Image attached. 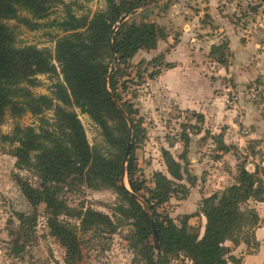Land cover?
Here are the masks:
<instances>
[{
	"label": "rangeland",
	"instance_id": "obj_1",
	"mask_svg": "<svg viewBox=\"0 0 264 264\" xmlns=\"http://www.w3.org/2000/svg\"><path fill=\"white\" fill-rule=\"evenodd\" d=\"M45 6L40 19L22 12L21 19L8 25L14 28L17 47L31 46L51 54L56 72L37 74L33 83L24 87L31 98L52 100V107L48 110L40 103L42 113L38 115L27 110L16 118L7 116L0 126L5 135H11L16 126L36 132L40 127L55 130L58 102L54 87L64 81L54 57L57 41L68 34L60 24L70 15L88 24L94 14L109 8L106 0H50ZM124 22L154 23L167 34L154 49L140 50L117 66L120 101L115 102L129 121L125 120L137 167L134 179L153 189L154 175H167L164 153L178 161L184 170L183 180L172 186L175 193L156 211L177 226L188 221L200 238L205 227L202 201L233 185L240 170L254 173V183L262 193L241 209L254 210L259 217L253 230L255 239L248 246L240 243L234 247L231 242L226 246L237 260L228 264H243L247 255L262 256L252 264H264V0H143ZM231 40L234 45L223 53L224 65L217 62L218 55L210 57L211 42L219 45ZM181 42L183 49L174 61H167ZM109 67L116 68L114 63ZM171 69L174 78L170 80L166 74ZM174 80L182 90L195 87L200 92L192 95L194 108L185 109L178 102V87L171 86ZM67 109L76 115L91 149L111 158L121 153L105 140L101 128L87 114L75 105ZM120 124L110 118L116 137L123 132ZM136 131L138 139L133 141ZM13 146L0 143V264H66L64 248L50 234L45 205L32 207L18 186V177L33 187H41V182L32 172L16 167ZM85 171L83 176L72 175L59 193L71 214L60 216L59 221L72 230L79 245L76 264H138L140 258L131 245L133 220L120 211L127 201L116 186L94 181L88 185ZM123 182L129 189L125 175ZM86 211L107 216L117 226L114 233L106 226H84L77 213ZM15 243L23 252L13 253ZM149 243L154 245L152 238ZM169 264L191 263L180 254L170 257Z\"/></svg>",
	"mask_w": 264,
	"mask_h": 264
},
{
	"label": "trees",
	"instance_id": "obj_2",
	"mask_svg": "<svg viewBox=\"0 0 264 264\" xmlns=\"http://www.w3.org/2000/svg\"><path fill=\"white\" fill-rule=\"evenodd\" d=\"M142 1L106 0L107 12L94 14L88 24L71 15L64 19L60 26L68 34L57 41L54 57L64 81L54 87L58 102L54 107L58 117L55 130L40 127L36 132L33 128L16 126L11 135L0 132V143L14 145L11 153L16 158V167L32 172L40 180L39 188L20 177L17 183L32 207L45 205L50 234L64 248L66 264H76L80 251L75 234L59 221L60 216L71 215L65 201L59 197L60 187L72 175L83 176L85 170L88 185L94 181L116 186L128 204L120 211L127 220H133L135 234L131 245L140 258L138 264H156L157 253L154 245L149 243V239H153L151 219L122 185V162L129 138L125 118L114 104L115 99L120 101L117 94L120 70L117 66L128 62L140 50L154 49L158 41L167 38L164 29L154 23L127 24L123 21L118 25L119 20ZM46 2L50 0H0V126L7 116L16 118L27 110L35 115L42 113L40 103L45 109L52 107V100L31 98L30 91L24 87L30 86L37 74L56 72L51 54L31 46L17 47L14 28L8 25L11 20L21 19L22 12L32 19H40L47 9ZM85 27L87 29L80 32ZM228 49V42L212 45L209 55L212 58L218 55L217 62L224 65L223 53ZM110 63L116 68L108 77ZM121 86L124 88L123 84ZM72 105L101 128L105 140L121 151L118 156H104L88 146L79 120L67 109ZM126 113L130 116L127 110ZM110 118L123 126L118 137L109 125ZM132 139H138L137 131L132 133ZM164 154L167 175L156 173L153 189L144 188L142 181L134 179L137 167L132 152L125 167L130 191L143 201L154 220L159 240V264H169L170 257L180 254L191 264L237 263L226 242H231L234 247L240 243L248 246L255 239L253 230L259 217L254 210L241 209L262 193L254 183V173L240 170L233 185L202 201L200 213L205 218V227L199 238L188 221L177 226L172 219L162 217L156 211L158 206L171 199L175 193L172 186L181 182L184 176L181 164L167 152ZM77 217H82V224L87 227L106 226L109 233H114L117 228L107 216L96 212H79Z\"/></svg>",
	"mask_w": 264,
	"mask_h": 264
},
{
	"label": "crops",
	"instance_id": "obj_3",
	"mask_svg": "<svg viewBox=\"0 0 264 264\" xmlns=\"http://www.w3.org/2000/svg\"><path fill=\"white\" fill-rule=\"evenodd\" d=\"M190 29H188V31H189ZM185 35H187V32H185L184 33ZM231 38H229V40H230ZM234 43V42H233ZM232 43V40H231V42L229 43V48L231 47H233V44ZM233 44V45H232ZM183 44H182V42H181V44L178 46V47H176V48H174V49H172V51H171V53L169 54V58H168V60L167 61H174V60H172L173 58H176V55L183 49H181V46H182ZM211 46L212 45H217V44H215V43H213V42H211V44H210ZM199 55V57H200V54L198 53V51L196 52V55ZM175 69V68H174ZM174 69H171V70H169L168 71V74H166V77L168 76V77H170V80H171V78H174L173 77V75L171 76V72L174 70ZM170 75V76H169ZM204 80H206V79H204ZM180 82L179 81H176V80H174V81H172L171 82V86H172V88L173 89H175L176 87H178ZM206 83V82H205ZM207 85V84H206ZM209 87V86H208ZM210 88V87H209ZM177 90H176V92H179L180 93V97H178V102L181 104V106H183V108H185V109H192V108H194L195 107V97L194 96H192L193 94H195L196 95V93L198 92L197 91V89L195 88V87H191V88H184L183 90H182V88L181 87H178V88H176ZM211 89V88H210ZM198 93H200V92H198ZM182 95V96H181ZM260 257H262V256H258V255H247V256H245V258L243 259V264H252V262H253V260H255V259H258L259 258V260H261L262 258H260ZM261 264H263V263H261Z\"/></svg>",
	"mask_w": 264,
	"mask_h": 264
},
{
	"label": "water",
	"instance_id": "obj_4",
	"mask_svg": "<svg viewBox=\"0 0 264 264\" xmlns=\"http://www.w3.org/2000/svg\"><path fill=\"white\" fill-rule=\"evenodd\" d=\"M143 5H147V3H145ZM125 18H126V16H123L119 20L118 24L123 22L125 20ZM112 70H113V67L111 68V71H110L108 77H110V75L112 73ZM114 104L122 112V115L125 118V120L128 121V118L126 117L124 112L121 110V108L116 104L115 100H114ZM129 136H130V134H129ZM130 140H131V138L129 137L127 148H126V152H125V156H124V159H123V162H122V183H123V186H124L123 179H124V175H125L126 162H127L128 157H129L130 148H131V141ZM126 190L130 193L131 197H133L137 202H139V204L143 207V209L145 210V212L148 214L149 218L151 219V228H152V234H153L154 249H155V251L157 253L156 264H159V258H158V256H159V240H158V234H157V231H156L155 223H154V220L152 219V215L150 214V212L147 209L146 205L143 203V201L140 198H138L136 195H134L128 188H126ZM23 250H24V248L22 246L21 247H17L16 243L14 244V248H13V253L14 254H19V253L23 252Z\"/></svg>",
	"mask_w": 264,
	"mask_h": 264
}]
</instances>
